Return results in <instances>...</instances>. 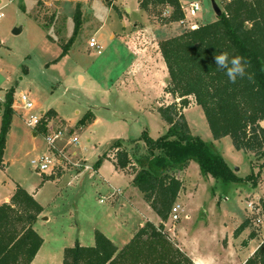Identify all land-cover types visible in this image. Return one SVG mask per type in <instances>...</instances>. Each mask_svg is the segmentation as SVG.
Wrapping results in <instances>:
<instances>
[{
  "label": "rangeland",
  "instance_id": "1",
  "mask_svg": "<svg viewBox=\"0 0 264 264\" xmlns=\"http://www.w3.org/2000/svg\"><path fill=\"white\" fill-rule=\"evenodd\" d=\"M139 1L123 0L125 7L121 15L115 10V3L108 4L107 0H0V6L4 5V15L0 18V96L4 100L0 110H4L9 92L13 94V105L16 99L21 110L19 98L26 93L36 104V112L42 115L43 111L42 117L48 115L54 130L64 131L61 145L67 143L74 135L72 133H77L79 141L66 146L71 156L76 152L84 157L85 163L93 166L102 154L108 156L93 176L83 168L77 180L70 170L62 179L49 182L50 172L43 174L31 162L33 158L51 153L44 134L33 136L35 131L24 118L14 115L7 136L8 149L1 167L0 184L9 174L18 182L22 180V184L43 180L50 183L37 193L46 208L48 220L36 224L35 230L45 243L32 264H62L66 247L77 241L84 245L95 244L97 230L122 247L135 234V227L144 224L147 217L153 222L161 220L148 206L139 188L132 184V172L115 169L116 150L110 149L119 138L126 140L129 149H134L135 144L128 140L140 137L145 130L154 138L164 135L169 125L158 108L180 101L166 92L168 80H163L159 59L151 60V66L155 65L160 73L159 79L146 67L135 76V51L156 49L159 28L154 24L164 25L167 18L163 14L168 7L157 4L148 11L141 8ZM193 1L201 4L196 19L201 17L208 22L217 18L212 0ZM215 2L223 10L224 0ZM77 5L82 12V24L73 46L64 51L62 44L74 36ZM128 7L130 11H127ZM135 22L142 23L136 35ZM145 25L148 31L143 29ZM15 30L19 32L15 33ZM112 33L115 38H111ZM92 38L96 39L98 47L91 46ZM186 109L191 130L210 142L209 124L193 96H190V105L183 109L184 113ZM89 110L96 114L95 122L78 127V121ZM51 111H56L60 118L50 116ZM1 123L2 115L0 129ZM215 149L226 157L232 168L240 169L239 176L246 177L253 171L260 173L258 185H264V157L255 158L237 150L228 137ZM63 170L65 168L61 166L55 172L60 175ZM176 174L184 181L180 203L185 212L179 221L169 219V227L184 226L186 229L182 234L188 240L197 236L202 253L220 256L222 243L216 233L223 222L231 228L241 221L246 208L253 211L247 205L246 197L236 190L241 184H224L204 175L196 161ZM246 183L252 184L251 181ZM116 188L122 189L124 196H131V202L127 203L121 195L114 196ZM261 200L264 198L252 201L253 220L258 225L261 224L259 216L264 221ZM186 214L190 217L185 218ZM234 249L237 262L238 256L243 257L239 253L243 249L241 241Z\"/></svg>",
  "mask_w": 264,
  "mask_h": 264
},
{
  "label": "trees",
  "instance_id": "2",
  "mask_svg": "<svg viewBox=\"0 0 264 264\" xmlns=\"http://www.w3.org/2000/svg\"><path fill=\"white\" fill-rule=\"evenodd\" d=\"M112 3L113 0L108 1ZM139 3L145 10L157 4L170 6L172 13L165 17L164 24L185 17L180 0H140ZM114 8L119 12L117 5ZM74 19V36L62 44L64 51L73 46L82 24L79 5ZM159 49L169 73L166 92L180 98L158 108L169 128L157 138L145 130L140 137L128 140L135 144L134 149H129L123 138L115 140L110 149L116 150L115 166L132 172V184L143 193L161 222L146 221L122 247L97 230L95 244L84 245L77 241L66 247L62 264H196L166 226L184 188V181L176 171L196 161L204 175L224 184L251 181L257 186L260 181V173L254 171L246 177L239 176L211 141L193 134L183 109L190 105V96H193L203 109L214 140L229 137L237 150L255 158L264 157V126L261 124L264 120V0H224L223 12L215 20L161 39ZM221 52H228L230 57L243 56L248 61L251 78L230 83L222 71L216 70L214 57ZM4 102L0 168L15 115L12 92L6 94ZM53 115L51 111L50 116ZM94 120L95 114L89 110L77 126L85 127ZM105 159H108L106 153L99 157L94 169ZM261 202L264 210V200ZM43 211L42 204L20 185L9 202L0 204V264H32L44 243L34 228ZM250 225L251 221L246 219L236 228L235 236ZM255 237L253 230L243 245ZM243 264H264V241Z\"/></svg>",
  "mask_w": 264,
  "mask_h": 264
},
{
  "label": "crops",
  "instance_id": "3",
  "mask_svg": "<svg viewBox=\"0 0 264 264\" xmlns=\"http://www.w3.org/2000/svg\"><path fill=\"white\" fill-rule=\"evenodd\" d=\"M107 1H110V0H107ZM185 1L187 2V0H180L182 6L186 5V4H184ZM188 1L191 2V0H188ZM113 4L117 5L119 7V12L121 14L122 10L125 7V4L123 3V0L122 1L113 0ZM149 9H148V11H149ZM127 11H130V7L127 8ZM121 18H123V16ZM213 20L214 19H211L208 22L213 21ZM202 23H206V21L203 20V18L200 17V18L196 19V17L194 18L192 16H188L187 22L185 24H182L180 21L170 22V23H167V24H164V25L154 24L155 28H159V31H158V33H159L158 37L159 38L156 39V41H155V44H157L156 49H151L150 48L148 50V48H145L144 50H141V51H138V52L135 51V65L133 66V67H135V76L139 72L146 70L145 69V67H146V68H148V70L151 71L152 74H155V76H157L158 79H159L160 78L159 77L160 73L157 72L156 66L155 65L151 66V63H152L151 60L155 59V61H156V59L157 60L159 59V63L158 64L162 68L163 74H164V77L162 76L163 80L164 79L168 80L169 74H168V70H167L165 61H164V59L162 57L161 51H160L159 46H158L159 41L161 39L177 35V34L183 32L186 28H194V27H196V26H198L199 24H202ZM140 24H142V23L135 22L133 24V28L135 27V35L139 31ZM123 25H126V23L123 22ZM143 29H146L148 31L146 25H145V27ZM114 34L115 33H112L111 38H115L116 37ZM162 34L164 36L160 37V35H162ZM145 60H148V62L147 61L145 62ZM132 70H134V68ZM3 100H4V98L0 96V103L3 102ZM187 110L188 109H186L185 114H186ZM20 112H21V110L19 108L16 109L15 110V115H17V114L20 115ZM0 115H2V111L1 110H0ZM53 117L58 118V119L60 118L56 111H54ZM95 120H96V114H95ZM95 120L93 122H95ZM261 124L264 126V120L261 122ZM33 136H37V135H35V132H33ZM211 136H212V133H211ZM223 139L224 138H222L220 140H214L213 136H212L211 139H209V140L217 148V145ZM7 149H8V147L5 149L4 156L6 155ZM224 158L226 159L225 156H224ZM86 164L89 166L87 171L90 172L91 176H93L94 174H96V172H98L97 170H95L93 168V165H90L88 163H86ZM113 165H114L116 170H121V169H118L115 166L114 163H113ZM230 165H232V164H230ZM90 167H92V169ZM83 168L84 167L77 168V167H75L73 165H69V166H67L65 168V170H63V173H61L60 175L58 173H56V172H50L48 174V181L49 182H53V181H56V180H58L60 178L62 179L67 174V172H69L70 170H72L73 178L77 180L78 176H80L81 172L84 171ZM233 168L234 169L235 168L238 169V170L235 169L237 174H238L240 169L238 167H235V166H233ZM0 173H3L2 168H0ZM43 174H45V173H43ZM6 176H7L6 180L5 179L2 180V182L0 184V204L10 201L12 195L14 194V192H15V190L17 188V185H20V186L22 185V187H24L29 193H31L40 202L39 198L37 197L38 191L40 189H42L43 187L47 186L48 184H50V183H47L46 180L45 181L43 180V181H40V182H37V183L35 182L33 184H30V183L29 184H22L21 183L22 180H19L20 182H18L12 176H10V174L6 175ZM52 176L54 178H52ZM243 177H245V176H243ZM236 188H237L236 190H238V191L240 190L241 195H244L246 197V201L247 202L256 201V200L264 198V185H262V184H259L257 186H253L252 184L245 183L243 185L241 184L240 187H236ZM184 189H182V191H181V193L179 195V198L177 200L178 203H180V198H181V195H182ZM116 194L121 195L123 197V199H126L127 203L131 202V196H128V197L124 196L122 189H120V188L114 189L113 190V195L115 196ZM148 206H150V205L148 204ZM184 212H185V208H184ZM45 214H46V208L44 207V211L39 216L37 221L35 222L34 228H36V224L39 223L40 221L48 220V218L45 216ZM254 214H255L254 211H251L250 209L246 208L245 212L243 213V215L241 217V221L238 222L237 224H234L233 227L229 228L228 226H226V223L223 222L222 226L220 227V229L216 233L217 239L219 241H221V243H222V248H221L222 251L220 252V256L213 255L212 253H207V254L202 253L201 245L199 244V239H198L197 236L196 237H192V238H190L188 240L187 236L182 234L183 231H185V229H186L184 226H179V224H178V227H177V225L169 227L168 223H166V226L171 231V234L173 235L174 239H176L178 241L180 247L187 251V253L193 258V260H194V262L196 264H243L248 259V257H250L252 255V253L258 248L260 243L264 240V221L259 216L258 218L261 219L260 220L261 224L258 225V223H256V221L253 220V215ZM189 217H190L189 215H187V214L185 215V218H189ZM246 219H249L251 221V225L248 226L239 236H235L234 231ZM148 220H152V219L147 217V221ZM160 222H161V220L158 221V222L156 221L155 223L159 224ZM207 223H209V221ZM142 225L143 224H140L139 226L135 227V232ZM253 230L256 231V237L253 238V239H250L246 245H243L242 241L248 239L251 231H253ZM260 231H261V233H260ZM262 235H263V237H262ZM238 240L241 241V243H242V248L243 249H242V251H239V253L243 254V257L241 258V257L238 256L237 259H239V261L236 262L235 254L237 255V251H236V249H234V247H235V244H237V242H239ZM39 253H40V251H39ZM38 255L39 254H37L36 258L38 257Z\"/></svg>",
  "mask_w": 264,
  "mask_h": 264
},
{
  "label": "built area",
  "instance_id": "4",
  "mask_svg": "<svg viewBox=\"0 0 264 264\" xmlns=\"http://www.w3.org/2000/svg\"><path fill=\"white\" fill-rule=\"evenodd\" d=\"M3 7L4 5L0 6V18H2L4 15L2 12ZM200 10V2L191 1L187 3L183 6L185 17L180 22L182 24H185L187 22L188 16L195 17ZM171 13L172 8L168 6L165 9L163 15L169 17ZM91 46H99L95 38L91 39ZM19 101L21 103L20 108L22 110L20 115L24 118L26 124L35 131V135H37L38 133L44 134V137L51 149V153L42 154L32 159L31 162L35 165V168L38 171L42 173L55 172L56 169L60 168L61 166L66 168L67 166L71 165V163L74 164L73 166L77 168H89V166L85 163L86 160L83 156H78L76 152L73 153L74 156H71L70 153H68V150L66 149V146H71L79 141L77 133H72L74 135L69 137L67 143L61 145L59 142L65 137L64 131L54 130L48 122L49 116L45 114V116L42 117V115L44 114L43 111L41 112L42 115L36 112V104L30 99V97L26 93H22L20 95ZM14 103L15 104L13 105V107L18 109L16 99ZM24 113L27 114L25 115ZM73 158H75V161H73ZM90 168L92 169V167ZM101 201L103 202L104 200L102 199ZM247 205L254 211V202H248ZM182 212H184L182 204L176 202L172 207L170 219L175 222L179 221L182 217Z\"/></svg>",
  "mask_w": 264,
  "mask_h": 264
},
{
  "label": "clouds",
  "instance_id": "5",
  "mask_svg": "<svg viewBox=\"0 0 264 264\" xmlns=\"http://www.w3.org/2000/svg\"><path fill=\"white\" fill-rule=\"evenodd\" d=\"M214 62L217 71H222L230 83H236L237 79L251 78L248 73V61L241 55H229L228 52H221L215 55Z\"/></svg>",
  "mask_w": 264,
  "mask_h": 264
},
{
  "label": "water",
  "instance_id": "6",
  "mask_svg": "<svg viewBox=\"0 0 264 264\" xmlns=\"http://www.w3.org/2000/svg\"><path fill=\"white\" fill-rule=\"evenodd\" d=\"M212 2H213V6H214V9L216 11L217 16H220L222 14L223 10L217 5L215 0H212ZM18 32H19L18 30H15V33H18ZM52 178H54V177L52 176Z\"/></svg>",
  "mask_w": 264,
  "mask_h": 264
}]
</instances>
